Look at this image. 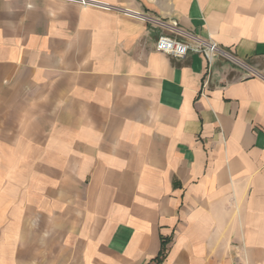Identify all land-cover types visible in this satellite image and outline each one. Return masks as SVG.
Segmentation results:
<instances>
[{"label": "crops", "instance_id": "0c3cea01", "mask_svg": "<svg viewBox=\"0 0 264 264\" xmlns=\"http://www.w3.org/2000/svg\"><path fill=\"white\" fill-rule=\"evenodd\" d=\"M0 0V264H264V0ZM161 261L157 263V260Z\"/></svg>", "mask_w": 264, "mask_h": 264}, {"label": "built area", "instance_id": "2783aa9c", "mask_svg": "<svg viewBox=\"0 0 264 264\" xmlns=\"http://www.w3.org/2000/svg\"><path fill=\"white\" fill-rule=\"evenodd\" d=\"M60 1L76 4L81 7H92L103 11H114L129 18L141 22H147L152 26L161 28L165 31V33H162L158 36L154 45L155 51L160 54L177 59L184 58L189 52L199 54L206 59L208 66H210L216 58H224L231 60L235 64L245 68L247 72H251V74H253V72L248 70L244 64L234 59L228 52L223 50L212 38H201L197 35H194L178 26L176 21L166 22L161 19L148 17L145 14L137 11L111 6L95 0Z\"/></svg>", "mask_w": 264, "mask_h": 264}, {"label": "trees", "instance_id": "16d2710c", "mask_svg": "<svg viewBox=\"0 0 264 264\" xmlns=\"http://www.w3.org/2000/svg\"><path fill=\"white\" fill-rule=\"evenodd\" d=\"M160 261H161V260H160V259H158V260H157V263H159Z\"/></svg>", "mask_w": 264, "mask_h": 264}, {"label": "rangeland", "instance_id": "374dc122", "mask_svg": "<svg viewBox=\"0 0 264 264\" xmlns=\"http://www.w3.org/2000/svg\"><path fill=\"white\" fill-rule=\"evenodd\" d=\"M163 32L165 33V31L163 30ZM223 60H225L224 58H222Z\"/></svg>", "mask_w": 264, "mask_h": 264}]
</instances>
